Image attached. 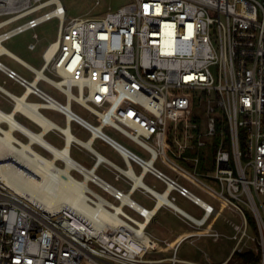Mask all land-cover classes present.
<instances>
[{"label": "built area", "instance_id": "1", "mask_svg": "<svg viewBox=\"0 0 264 264\" xmlns=\"http://www.w3.org/2000/svg\"><path fill=\"white\" fill-rule=\"evenodd\" d=\"M52 20L59 22L57 39L43 51L40 69L3 51L6 42L27 32H34L33 39L40 41L36 30ZM37 42L30 43L29 50H37ZM6 56L31 72L33 80L3 63ZM0 72L23 87L24 95L38 81L28 99L61 103L39 87L44 81L65 96L63 106L76 103L97 119L94 123L72 113L73 122L84 124L91 138L96 136L95 141L118 151L125 168L96 159L92 171L107 187L89 184L117 203L91 187L96 193H89L87 204L97 207L102 196L109 212L126 222L113 227L70 209L58 216L31 206L0 183V264H199L178 258L185 241L199 238L234 242L221 264L249 252L264 264V0H133L104 17L73 19L67 18L62 0H0ZM3 89L0 86V93L15 107L17 96ZM198 94L201 103L206 101L204 117L196 112ZM107 128L126 136L148 156L110 136ZM60 135L66 140L65 134ZM211 148L213 172H201L199 155L182 154ZM159 161L172 174L158 168ZM102 163L114 172L116 181L130 182V189L123 191L99 177L96 170ZM135 166L140 167L139 175ZM147 174L166 189L148 187ZM136 176L143 186L136 185ZM183 183L240 219L224 217L230 236L206 228L213 217L222 215L221 210L215 204L202 205V198ZM136 191L153 198L156 207L167 194L172 204L159 207L174 211L196 230L179 236L176 244L163 241L173 249L171 257L147 258L159 249L160 240L147 233L148 227H139L137 221H145V214L123 202L125 196L133 200ZM174 193L199 207L202 216L178 207ZM248 213L258 236L253 235ZM155 218L156 214L150 223Z\"/></svg>", "mask_w": 264, "mask_h": 264}, {"label": "rangeland", "instance_id": "2", "mask_svg": "<svg viewBox=\"0 0 264 264\" xmlns=\"http://www.w3.org/2000/svg\"><path fill=\"white\" fill-rule=\"evenodd\" d=\"M63 4L67 8V18L73 19V18H100L104 17L108 12L117 11L118 9L127 6L133 2V0H62ZM97 1L100 2V4H97ZM58 28H59V22L58 20H52L50 22L45 23L44 25L40 26L36 32L40 36V41H35L33 39V33L34 32H27L20 36H17L13 38L12 40L6 42L4 44L5 48L9 50L11 53L22 58L23 61L30 64L31 66L35 67L36 69H40L42 65L44 64L42 53L43 51L48 47V45L57 39L58 34ZM37 42V50L31 51L29 50V44ZM1 61L8 65L9 67L13 68L15 71H18L17 73L23 75L28 80L32 81L34 75L26 70L23 66L15 62L9 57H3L1 58ZM214 71V70H213ZM214 73H216L214 71ZM47 76L52 77L55 80H58L57 77L53 76L50 72L46 73ZM4 80H8L7 77L0 72V83H3ZM39 87L46 93L53 96L55 99H57L61 103H66L65 96L57 89H55L53 86L51 87L50 84L46 82H41ZM11 90H13L16 94L21 95L23 93V89L21 87L13 85L12 82H9V86ZM74 93L77 94V90L74 89ZM200 94L197 95V106H196V112L204 117L205 109L204 106L206 104V101L204 100L202 103L200 102ZM31 101H41L37 97L30 98ZM11 100H6V98L2 95H0V109H2L4 112H11V109L13 107ZM72 109L79 113L81 116L93 121L94 123H97V119L93 117L87 110H85L80 105L73 103ZM42 113L47 117L50 118L52 121L57 123L59 126L65 128V118L58 112L53 110H42ZM18 121H20L22 124H25L27 127H30L34 132H40V128L36 126L35 124H32L29 122L25 117L18 115L17 116ZM65 126V127H64ZM3 128H7V125L3 124ZM72 132L77 135L78 138L82 141L87 140L88 137L92 136L85 132L84 130L80 129L78 131L77 123L73 124V130ZM106 132L110 134V136H114L117 138L121 143H123L128 148H131L135 152H138L142 156H148L147 153L140 148L137 144L126 138V136H123L122 134L118 133L117 131L107 128ZM18 139H20L23 142H28V139L25 138L22 133L18 132L15 134ZM76 136V137H77ZM46 140L49 141L52 145H54L57 148H63L66 141L63 139L59 132L53 131L51 134L47 135ZM86 142V141H85ZM96 147H99V149L110 156L112 160H116L121 166L125 167V163L123 161H120L115 151H113L111 148L107 147L106 145H103L100 141H98L95 145ZM34 148L43 156L52 158L51 154L44 150V148L40 147L39 145H34ZM201 151L197 150H186L182 152L184 157H195L199 155L202 159V166H201V172L204 171H214V149L211 148V151H208L207 149L202 150V154H200ZM209 153V157H205V153ZM72 157L81 162L84 165L92 166L94 163V159L96 158L92 153H90L85 148L79 147L78 145H74L72 148ZM57 164H59L60 167H64V163L61 161H58ZM185 165V162L182 163ZM158 168H161L162 170L171 173L167 168H165L162 163L159 161L156 165ZM136 171L139 172L140 167L135 166ZM193 170V168H191ZM75 177L78 178V180L83 179L82 175L79 174L77 171H74L72 173ZM172 174V173H171ZM99 175L102 177L113 181V174L109 173L105 168H101L99 171ZM252 174H250L251 177ZM146 183L150 186L156 185L159 189H163V185L154 179L152 176H148L146 179ZM117 186H122V184H116ZM91 187L95 189L98 193L105 196L111 201H114L113 198L108 196L105 192H103L99 187L95 186L94 184H91ZM193 191L200 195L205 200L211 202L212 204H215L221 212L222 216L213 218L211 222L208 224L207 229H215L220 232H223L225 234H229V236L232 234V232L229 231L225 221L224 217L228 216L229 218H234L237 222H241L240 219L236 218L228 209L227 207L221 206L216 201H213L208 196L204 195L199 190H196L193 188ZM134 199L144 205L147 208H152L154 204V200L152 198L147 197L145 194L141 193L140 191H137L134 195ZM116 202V201H114ZM117 203V202H116ZM138 203V204H139ZM178 206H180L182 209L187 210L192 215H195L196 217H201L203 212L202 210L194 205L192 202H190L188 199L179 198L177 200ZM141 205V206H142ZM125 211L133 216L134 218L138 220H143L137 213H134L129 208H125ZM171 210L169 208H164L160 214L159 218L163 221H172L174 225H177L176 227H161L160 224L153 223L150 227L147 228V233L152 236L155 239H160V247L157 251L151 252L149 255H147V258L149 259H161V258H168L173 255V249L167 247L163 241L167 242H173L176 244L178 242L177 236L180 234L181 236L188 235L190 233L195 232L196 230L192 229L191 227H188L186 224L181 223L175 216L170 212ZM249 221L251 224V228L253 229V235L258 236L259 233L255 230V223L252 218V216L248 213ZM169 238V239H168ZM170 240V241H169ZM234 246V242L230 239L223 238L219 241H214L212 238H199V239H190L185 241L182 246H180L178 251V258L181 260L193 262V263H199V264H221L224 263V261L228 258V256L231 253V250ZM244 264V259L242 254H237L233 257V259L228 262L227 264Z\"/></svg>", "mask_w": 264, "mask_h": 264}, {"label": "bare ground", "instance_id": "3", "mask_svg": "<svg viewBox=\"0 0 264 264\" xmlns=\"http://www.w3.org/2000/svg\"><path fill=\"white\" fill-rule=\"evenodd\" d=\"M3 51H6V49L3 48ZM39 75L43 76L42 72ZM37 85L38 81L32 83V85L28 86L29 90L23 97L15 98L17 102L14 112L7 113L0 109V183L15 193L16 196L31 204V206L45 209L55 215L59 216L65 213L64 210L70 209L76 214L84 212L92 221H104L109 222L113 227H123L126 222L119 216L109 212L104 206L105 203L102 196L98 195L101 199L97 207H93V209L89 207L87 204L91 198L89 193H96L89 183L94 181L105 187L107 185L96 178L92 168L85 169L84 165H81L72 157V145L75 143L96 155V159L100 162L109 160L94 148L96 136L86 142L75 136L71 129V124L74 120L71 105L65 104L63 106L62 103L53 100L48 103L27 101L28 95L32 92V87ZM40 109L62 112L61 114L65 116V119L67 118L68 126L65 128L59 126L50 118H47ZM17 112L30 117L43 131L34 132L28 129L15 117ZM3 124H6L7 128H3ZM78 124L85 128L84 124L79 122ZM50 131H57L62 135L65 134V147L57 148L46 140V134L50 133ZM18 132L25 135L28 142L18 139L15 135ZM34 145L45 148L52 158L48 159V157L40 154L34 148ZM58 161L63 162L64 167H60L57 164ZM74 171L82 174L83 179L78 180L72 174ZM133 172L131 170L130 174L135 177ZM136 179V185H142L138 176H136ZM109 189L112 191L111 188ZM123 202L133 205L136 210L145 214V221H137L139 227L144 228L151 224L150 221L157 212L156 208L154 211H148L147 208L131 200L129 196H125ZM162 203L172 204L167 199V194L160 197L159 206ZM201 204L205 205L202 201ZM117 209L121 211L120 207H117Z\"/></svg>", "mask_w": 264, "mask_h": 264}, {"label": "crops", "instance_id": "4", "mask_svg": "<svg viewBox=\"0 0 264 264\" xmlns=\"http://www.w3.org/2000/svg\"><path fill=\"white\" fill-rule=\"evenodd\" d=\"M7 50V49H6ZM9 51V50H8ZM1 73H3V72H1ZM6 77H7V75L5 74V73H3ZM7 79L8 80H4L3 81V83H0V86L1 87H3L4 89V91L5 92H7V93H9L10 95H11V97L14 95L15 97L17 96V97H23L22 95H24V93H25V89L23 88V87H21L17 82H15L14 80H12V79H9L8 77H7ZM9 82H12L13 83V85H15V86H18L19 88L21 87V89H23V93L21 94V95H18V94H16L13 90H11L10 88H8V86H9ZM0 95H2V96H4L5 98H6V100H8L9 101V97L8 96H6V95H4L3 93H0ZM32 98V97H31ZM28 99V98H27ZM27 101H31L30 100V98L27 100ZM31 102H35V101H31ZM40 101H36L35 103H39ZM12 103V105H13V107H12V109H11V112H14V109H15V107H14V104H13V102H11ZM46 110V109H45ZM57 112V111H56ZM10 113V112H9ZM58 113H60V112H58ZM61 114V113H60ZM18 115H21V116H23V117H25V119H27L29 122H31L32 124H35L36 126H38L40 129H41V127L37 124V123H35V121H33V120H31L30 119V117H26L25 115H23L22 113H19V112H17L16 114H15V117L17 118V116ZM62 115V114H61ZM63 116V115H62ZM64 118H65V116H63ZM18 120V119H17ZM65 126L67 127L68 126V123H67V119H65ZM75 122H73L72 124H71V129L73 130V124H74ZM25 125V124H24ZM26 126V125H25ZM64 126V127H65ZM27 127V126H26ZM28 129H30V130H32L30 127H27ZM77 128H78V131H80V129H82V130H84L85 132H87L88 134H90L86 129H84V128H82L79 124H77ZM34 131V130H33ZM41 131H43V129H41L40 130V132ZM51 132H53V131H50V133L48 132L47 134H46V136L47 135H49V134H51ZM23 135V134H22ZM24 137H25V135H23ZM77 136V135H76ZM26 138V137H25ZM77 138H78V136H77ZM90 136L88 137V139L87 140H84V141H89L90 140ZM64 139V138H63ZM83 140V139H82ZM66 141V140H65ZM98 141H95L94 142V145L97 143ZM102 143V142H101ZM66 144V143H65ZM103 145H106V144H104V143H102ZM75 145V144H74ZM74 145H72V148H73V146ZM107 147H109L108 145H106ZM64 147H65V145H64ZM94 148H95V146H94ZM109 148H111V147H109ZM100 154H102L103 156H105L106 158H108L109 159V162H111V163H113V164H115V165H117L118 167H121V168H125V167H123V166H121L118 162H116V160H112L111 158H110V156H108L107 154H105V153H103L100 149H99V147H96L95 148ZM113 151H115L113 148H111ZM44 150H45V148H44ZM46 151V150H45ZM89 151V150H88ZM91 153V152H90ZM115 153L117 154V156H118V158H119V160L120 161H123V163H124V160H123V158L121 157V155L118 153V151H115ZM93 154V153H92ZM94 155V154H93ZM95 157H96V155H94ZM76 160V159H75ZM77 162H79L78 160H77ZM95 162H96V158L94 159V163L92 164V166H88L87 167V165H84V164H82L81 162H79L81 165H84V167H86V168H88V169H91V168H93L94 166H95ZM101 168H105L109 173H111V174H113V181H111V180H108V179H106V178H104V177H102L101 175H99V171H100V169ZM136 168V167H135ZM135 172H136V174L137 175H139L140 174V170H139V172H137L136 171V169H135ZM96 173L98 174V176L99 177H101L103 180H105V181H107V182H109V184H111V185H113V186H115V187H117V188H119V189H121V190H123V191H128L129 189H130V187H131V183L130 182H127V181H124V180H120V181H116V179H115V174H114V172H112L111 170H110V168L108 167V166H104L103 165V163L102 164H100L98 167H97V170H96ZM148 176H152L154 179H156L157 181H159L162 185H163V189H159L156 185H154V186H150V185H148L147 183H146V179H147V177ZM122 184V186H117L116 184ZM144 183L148 186V187H150V188H152V189H155V190H157V191H160V192H163L165 189H166V185L163 183V182H161L160 180H158L157 178H155L153 175H151V174H147V175H145V177H144ZM183 184H185V186H187V187H190L189 185H188V183H183ZM191 188V187H190ZM192 189V191H193V188H191ZM196 189V188H195ZM196 190H198V189H196ZM200 191V190H199ZM137 192V191H136ZM136 192H134L133 194H132V199L133 200H135L134 199V195L136 194ZM141 192V191H140ZM200 192H202V191H200ZM142 193V192H141ZM203 193V192H202ZM144 194V193H143ZM197 194V193H196ZM204 195H206V196H208L207 194H205V193H203ZM146 195V194H145ZM174 195L177 197V199L179 200V198H183V199H185L184 197H182V196H180L178 193H174ZM198 195V194H197ZM147 197H149L148 195H146ZM200 196V195H199ZM201 197V196H200ZM210 199H212L210 196H208ZM150 198V197H149ZM202 198V197H201ZM187 199V198H186ZM152 200H154L153 198H152ZM202 202H207V203H209V204H212L211 202H209V201H207V200H205L204 198H202ZM213 200V199H212ZM136 201V200H135ZM213 201H215V200H213ZM137 203H139L138 201H136ZM191 202V201H190ZM140 205H142L141 203H139ZM176 204H177V201H176ZM178 205V204H177ZM212 205H214V204H212ZM143 207H145L144 205H142ZM156 206H155V202H154V204H153V207L152 208H147V207H145V208H147V209H149V210H154V208H155ZM178 207H180V206H178ZM217 207V206H216ZM181 208V207H180ZM156 209H157V212H156V218H155V220L151 223V224H149L148 225V227H150L153 223H155V224H160V226L161 227H176L177 225H174L173 224V222L171 221H165V220H161L160 218H159V214H160V212L164 209V207H162V208H160V207H156ZM155 209V210H156ZM182 209V208H181ZM183 211H185L186 213H188V214H191V213H189L187 210H185V209H182ZM174 216H175V218H177L181 223H183V224H186L188 227H190L189 225H188V223L185 221V220H183L182 218H180L178 215H176L175 214V212L174 211H170ZM219 216H222V215H216L215 217H213V218H216V217H219ZM212 218V219H213ZM211 219V220H212ZM211 220L209 221V223L211 222ZM208 223V224H209ZM208 224H207V226L206 227H208ZM179 236H181L180 234L177 236V239H178V237ZM169 239V238H168ZM160 240V239H159ZM170 241V240H169ZM172 244H174L173 242H171Z\"/></svg>", "mask_w": 264, "mask_h": 264}, {"label": "trees", "instance_id": "5", "mask_svg": "<svg viewBox=\"0 0 264 264\" xmlns=\"http://www.w3.org/2000/svg\"><path fill=\"white\" fill-rule=\"evenodd\" d=\"M243 259H244V264H258V257L255 256L253 253H245L242 254ZM243 264V263H242Z\"/></svg>", "mask_w": 264, "mask_h": 264}]
</instances>
